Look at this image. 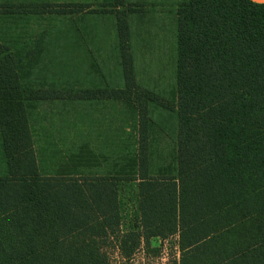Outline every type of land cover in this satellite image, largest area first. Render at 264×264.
Wrapping results in <instances>:
<instances>
[{
	"label": "trees",
	"instance_id": "16d2710c",
	"mask_svg": "<svg viewBox=\"0 0 264 264\" xmlns=\"http://www.w3.org/2000/svg\"><path fill=\"white\" fill-rule=\"evenodd\" d=\"M83 7L48 4L22 13L65 15ZM109 8L120 87L22 90L14 54L0 42V144L7 169L0 177V264H108L99 241L109 234H120L123 260L141 242L149 247L153 239L176 235L178 254L168 264H264V0L177 5L175 176L150 174L147 112L156 97L135 81L123 0ZM63 99H113L135 108L132 174L39 173L28 104ZM119 182L136 183L137 216L124 231Z\"/></svg>",
	"mask_w": 264,
	"mask_h": 264
},
{
	"label": "rangeland",
	"instance_id": "374dc122",
	"mask_svg": "<svg viewBox=\"0 0 264 264\" xmlns=\"http://www.w3.org/2000/svg\"><path fill=\"white\" fill-rule=\"evenodd\" d=\"M183 0H123L136 82L151 90L147 134L153 173L176 175L175 29ZM116 0H0V42L14 54L21 89L79 91L121 86L115 17ZM85 4L69 14L22 13L30 6ZM75 8H80L75 7ZM18 12V13H17ZM28 123L41 175L105 176L133 173L137 113L113 99L54 100L28 104ZM133 170V171H132ZM7 172L0 144V177ZM121 231L137 216L136 183L119 182ZM118 235L99 241L108 264H168L178 254L176 235L153 239L128 260Z\"/></svg>",
	"mask_w": 264,
	"mask_h": 264
},
{
	"label": "crops",
	"instance_id": "0c3cea01",
	"mask_svg": "<svg viewBox=\"0 0 264 264\" xmlns=\"http://www.w3.org/2000/svg\"><path fill=\"white\" fill-rule=\"evenodd\" d=\"M174 45H175V59H176V42L174 41ZM134 62V61H133ZM122 78V77H121ZM136 81V80H135ZM137 84H139L138 82H136ZM121 86H122V83H121ZM140 86V85H139ZM120 87V86H119ZM140 87H142V86H140ZM143 88V87H142ZM144 89H146V88H144ZM146 90H148V89H146ZM148 91H151V90H148ZM147 136H148V134H147ZM149 140V139H148ZM148 144H149V141H148ZM149 160H150V158H149ZM151 167V166H150ZM158 173V172H157ZM150 174L151 175H153V174H155V173H153L152 171H151V169H150Z\"/></svg>",
	"mask_w": 264,
	"mask_h": 264
}]
</instances>
